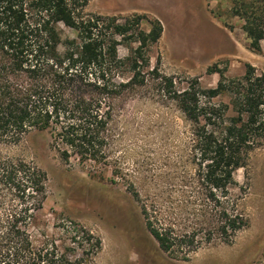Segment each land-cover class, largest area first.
I'll return each instance as SVG.
<instances>
[{
  "label": "trees",
  "instance_id": "1",
  "mask_svg": "<svg viewBox=\"0 0 264 264\" xmlns=\"http://www.w3.org/2000/svg\"><path fill=\"white\" fill-rule=\"evenodd\" d=\"M87 3L0 0V148L47 131L62 160L104 163L116 103L145 86L149 73L192 128L196 169L166 191V224L141 206L145 226L161 250L181 260L215 240L231 243L249 223L232 191L234 173L264 144V73L246 64L243 76L229 79L210 66L207 72L219 76L213 88L197 78L176 88L157 66L118 80L125 64L118 45L137 41L135 58L148 66L146 49L161 37L162 26L152 20L145 31L141 15L120 22L87 14ZM241 16L250 48L259 52L264 9ZM219 97L228 101H213ZM46 198L43 170L0 153V264H92L101 239L79 223L61 224L58 239L35 242Z\"/></svg>",
  "mask_w": 264,
  "mask_h": 264
},
{
  "label": "rangeland",
  "instance_id": "2",
  "mask_svg": "<svg viewBox=\"0 0 264 264\" xmlns=\"http://www.w3.org/2000/svg\"><path fill=\"white\" fill-rule=\"evenodd\" d=\"M251 9L263 10L264 0H88L84 11L120 22L141 15L139 28L145 31L152 20L162 26L161 37L146 49L148 66L135 58L137 41L118 45L125 62L118 80L157 66L162 76L173 77L176 88L194 78L213 88L219 76L207 72L210 66L225 70L229 79L243 76L246 64L264 73V38L255 52L243 29L241 13ZM152 77L146 73L145 86L117 101L104 163L76 156L62 160L47 131L0 148L2 155L46 173L47 198L33 229L35 242L58 239L61 224L76 222L101 239L92 264H264V144L234 173L238 186L232 192L249 223L231 243L215 240L181 260L161 250L149 234L141 206L166 224V191L196 169L192 128Z\"/></svg>",
  "mask_w": 264,
  "mask_h": 264
}]
</instances>
